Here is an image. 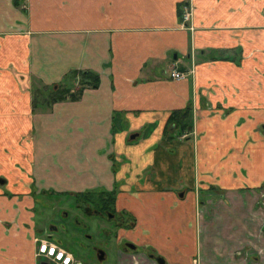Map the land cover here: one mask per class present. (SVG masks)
Segmentation results:
<instances>
[{
    "label": "crops",
    "instance_id": "1",
    "mask_svg": "<svg viewBox=\"0 0 264 264\" xmlns=\"http://www.w3.org/2000/svg\"><path fill=\"white\" fill-rule=\"evenodd\" d=\"M22 3L0 0V132L32 134L11 158L0 142V264L41 263L34 192L96 191L145 250L119 264H264V0ZM87 71L96 89L32 113V79ZM188 107L193 132L164 140Z\"/></svg>",
    "mask_w": 264,
    "mask_h": 264
},
{
    "label": "rangeland",
    "instance_id": "2",
    "mask_svg": "<svg viewBox=\"0 0 264 264\" xmlns=\"http://www.w3.org/2000/svg\"><path fill=\"white\" fill-rule=\"evenodd\" d=\"M25 1L26 0H22L23 3ZM22 4H20V7ZM73 76H77L76 72L73 73ZM71 80L72 82L69 83L70 87L74 84L76 86L77 84L75 82L77 81H74L73 78ZM69 84L62 85L68 86ZM51 89L52 87H45L37 79L31 80L30 90L28 92L30 94L32 113L36 114L48 111L45 106H47V103L51 100L49 97V91ZM34 100L39 103L40 109L38 107L33 109ZM5 120H7V118H5L4 121ZM26 132L28 133L20 136L18 139H13L15 133L3 134L0 132V142H2L1 151L7 158L13 156L12 152L16 147L25 150L26 147L30 145L32 134L30 130ZM96 193L99 192L96 191L92 194ZM33 198L36 203L34 218L36 225L43 229L46 228L48 222H56L59 228V232L56 234L57 239L61 241L63 248L73 255L78 264H119L120 253L124 254V242L118 241L116 228L111 222H108L102 217L83 214L76 209L75 199L68 194L51 193L41 195L34 192ZM63 214H67V218L63 217ZM124 220L127 221V217H125ZM127 223L129 222L127 221ZM39 239H41L40 236L38 237V243ZM95 249L103 251L105 255L103 261H99L95 258ZM146 252L150 254L152 251L150 252V249H148ZM131 253L133 254L134 251H131ZM135 253H145V250H143L142 247H138ZM41 261L45 262L46 260L42 259Z\"/></svg>",
    "mask_w": 264,
    "mask_h": 264
},
{
    "label": "trees",
    "instance_id": "3",
    "mask_svg": "<svg viewBox=\"0 0 264 264\" xmlns=\"http://www.w3.org/2000/svg\"><path fill=\"white\" fill-rule=\"evenodd\" d=\"M77 76H73V79L78 78L76 84L77 89L72 90L64 85H58L56 87H52L49 91L50 101L47 103V109L49 110L52 105L59 102L64 101H76L80 98L81 94L85 89H96L99 85V76L96 73L87 71L82 72ZM39 108V103L34 100L33 109ZM193 132V115L191 107H188L184 110H179L173 112L168 120L167 127L164 131V140L165 139H173L174 137L181 138L185 135H190ZM175 134V136H173ZM91 193L82 194V196H90ZM99 196L102 199L108 200L110 204L114 203L115 196L112 193H103L100 192ZM264 231V227H263ZM149 254V253H148ZM151 254V253H150Z\"/></svg>",
    "mask_w": 264,
    "mask_h": 264
},
{
    "label": "flooded vegetation",
    "instance_id": "4",
    "mask_svg": "<svg viewBox=\"0 0 264 264\" xmlns=\"http://www.w3.org/2000/svg\"><path fill=\"white\" fill-rule=\"evenodd\" d=\"M86 193L92 194L94 192H86ZM86 193H83V194H86ZM71 197H73L75 199L76 209H78L83 214H85L87 216H96V217L105 218L108 222H111L114 225V227L116 228L118 241L124 242V249H123L124 254L131 252V251H135V249H136L135 247H134V250L131 249V247H133L134 245L131 246L132 244L127 243L125 238L119 236V231L123 229L125 221L123 219L124 218L123 215L118 214L114 211V204H110L108 200L102 199L99 196V193L92 194L90 196H82V194H76L74 196L71 195ZM62 216L67 218V214H63ZM76 224H77V222H76ZM58 232H59V228L56 225V222H54V223L48 222L46 224L45 230L40 234V236L42 238L39 239V241H41V240L46 241L49 244H53L57 248L64 250L66 253H68L72 257V259L74 261L73 264H78V262L74 259L73 255L70 252H67L66 249L62 248L63 246H62L61 241H59L56 237V234H58ZM60 246H62V247H60ZM148 255L152 256V258H151L152 260L159 258V257H155L152 253L148 254ZM94 256L99 261H103L105 258L103 251L100 249L94 250ZM100 257L102 259H99ZM40 258L45 259L44 257H40ZM44 263L53 264L47 260ZM40 264H43V262L41 261Z\"/></svg>",
    "mask_w": 264,
    "mask_h": 264
},
{
    "label": "built area",
    "instance_id": "5",
    "mask_svg": "<svg viewBox=\"0 0 264 264\" xmlns=\"http://www.w3.org/2000/svg\"><path fill=\"white\" fill-rule=\"evenodd\" d=\"M192 9H185L182 13V27L188 29L189 31H193L192 27ZM169 78L175 82H183L186 81L189 77L194 75V70L190 71H179L176 69H172L169 71ZM37 249H36V257H44L49 262L53 264H73L74 261L72 257L66 253L64 250H61L54 246L53 244H49L46 241H38L36 240ZM195 264V262H194Z\"/></svg>",
    "mask_w": 264,
    "mask_h": 264
},
{
    "label": "water",
    "instance_id": "6",
    "mask_svg": "<svg viewBox=\"0 0 264 264\" xmlns=\"http://www.w3.org/2000/svg\"><path fill=\"white\" fill-rule=\"evenodd\" d=\"M135 138V136H132V139H134ZM2 181H0V183H1ZM131 249H133L134 250V247H131ZM102 257V256H101ZM99 258V259H102V258ZM149 258H152V256L150 255V256H148ZM156 264H166L165 263V261H164V259H162V258H157V259H155V260H153ZM43 264H46V263H43Z\"/></svg>",
    "mask_w": 264,
    "mask_h": 264
}]
</instances>
